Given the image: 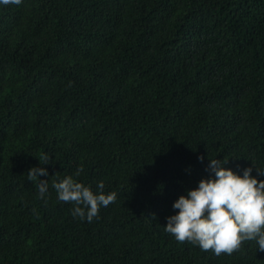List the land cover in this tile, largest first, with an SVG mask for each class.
Listing matches in <instances>:
<instances>
[{"label":"trees","instance_id":"obj_1","mask_svg":"<svg viewBox=\"0 0 264 264\" xmlns=\"http://www.w3.org/2000/svg\"><path fill=\"white\" fill-rule=\"evenodd\" d=\"M216 157L264 179V0L0 5V264H264L164 231ZM78 166L116 194L91 221L51 187Z\"/></svg>","mask_w":264,"mask_h":264},{"label":"clouds","instance_id":"obj_2","mask_svg":"<svg viewBox=\"0 0 264 264\" xmlns=\"http://www.w3.org/2000/svg\"><path fill=\"white\" fill-rule=\"evenodd\" d=\"M21 2L0 0V5ZM36 156L39 165L50 162L47 152ZM228 159L209 158L210 175L201 178L195 187L173 201L172 208L178 211L165 218L164 231L177 241H188L201 250H211L214 255L231 254L244 241H254L264 250V179L252 175L251 166L244 167L242 174L225 167ZM39 165L27 170V179L34 183L38 196L46 199L48 180L40 177L41 174L47 176L48 170ZM256 169L264 176V169ZM81 172L78 166L71 174L52 180L51 187L55 189L57 200L71 202L73 217L91 221L98 216L99 208L112 202L116 194L103 191V180L97 181L94 192L90 185L77 179Z\"/></svg>","mask_w":264,"mask_h":264}]
</instances>
